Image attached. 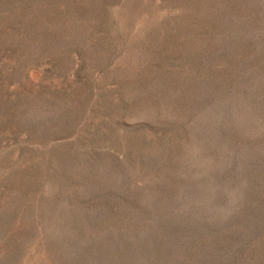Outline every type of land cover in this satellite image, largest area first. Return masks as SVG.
<instances>
[{
  "label": "rangeland",
  "instance_id": "374dc122",
  "mask_svg": "<svg viewBox=\"0 0 264 264\" xmlns=\"http://www.w3.org/2000/svg\"><path fill=\"white\" fill-rule=\"evenodd\" d=\"M0 264H264V0H0Z\"/></svg>",
  "mask_w": 264,
  "mask_h": 264
}]
</instances>
